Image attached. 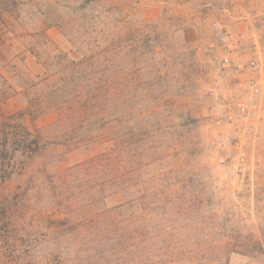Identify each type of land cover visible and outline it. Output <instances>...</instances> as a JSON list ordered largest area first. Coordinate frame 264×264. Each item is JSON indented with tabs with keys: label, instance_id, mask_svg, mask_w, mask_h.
Wrapping results in <instances>:
<instances>
[{
	"label": "rangeland",
	"instance_id": "rangeland-1",
	"mask_svg": "<svg viewBox=\"0 0 264 264\" xmlns=\"http://www.w3.org/2000/svg\"><path fill=\"white\" fill-rule=\"evenodd\" d=\"M14 2L0 6V133L24 120L45 141L32 156L0 147V264H224L172 228L260 238L264 0ZM103 56L121 84L111 103L97 98ZM116 174L159 238L104 230Z\"/></svg>",
	"mask_w": 264,
	"mask_h": 264
},
{
	"label": "trees",
	"instance_id": "trees-1",
	"mask_svg": "<svg viewBox=\"0 0 264 264\" xmlns=\"http://www.w3.org/2000/svg\"><path fill=\"white\" fill-rule=\"evenodd\" d=\"M6 1L11 5L16 3L14 0H0V6H3V3ZM5 9L6 10L4 11H7V8ZM51 25L52 24H50L49 27H51ZM1 41H3L2 36L0 37V42ZM111 57V61H117L119 54H115ZM106 62L108 65V59L106 56H103V63L105 64ZM107 65L105 68L98 69L96 73L94 72V74L100 76L98 82H96V91L99 93L97 98H102L101 103L104 101L106 103H111V101L120 94V81L118 80L117 75L114 76V71L112 70L113 66ZM97 66V64L94 65L96 69ZM115 70L118 69L116 68ZM63 107H65L64 101H61L59 103V108L63 109ZM57 112H59V110H57ZM31 113L33 114L35 112L32 110ZM59 113L62 112L60 111ZM44 141L41 131L30 128V126L25 124L24 120L16 121L13 126H11L10 131L0 133V147L3 148V152H6L8 148H12L13 154L18 153L21 154V156L36 155L41 149V144ZM120 179L119 174L112 175L108 184L109 198H118V201L116 202V205L103 211V214H105L103 218L105 224L104 230L114 233L116 240L119 241L125 237L126 234L128 235V239H134L136 237L140 238L141 241L144 239L159 238L160 234L154 233L149 222H145L147 216L154 211L151 208L147 210V207L143 206L142 202H140L141 200H138L137 202V199H126L125 195L129 186L124 180L120 181ZM145 200H147V198H145ZM97 202H100V200H97ZM184 205L185 200H182L181 205L178 208L179 218L185 216L187 213L183 208ZM127 210H131V214L127 215ZM185 220L186 218H183L182 222H185ZM209 225L212 224H207L200 229L192 230L194 233L191 231L186 232L187 226L185 225L174 227L172 228V231L179 232L180 239L178 241L185 243L187 239L188 243H194V247H192V255H202L206 260L217 258V260L225 261L224 264H228L232 255L251 258L264 255V230H262L259 239L248 245V243L239 242L238 239L240 236H235V233L232 230H227L225 226L215 227ZM2 231L3 230L0 229V237ZM13 234L16 236L17 231L12 230V236ZM149 234H152V237H149ZM166 235L167 240H174L172 237L174 235ZM171 254H173L172 256H176L175 252H171ZM164 256H167V254L165 253ZM165 260L166 259L162 260L159 264L168 263V261Z\"/></svg>",
	"mask_w": 264,
	"mask_h": 264
},
{
	"label": "built area",
	"instance_id": "built-area-1",
	"mask_svg": "<svg viewBox=\"0 0 264 264\" xmlns=\"http://www.w3.org/2000/svg\"><path fill=\"white\" fill-rule=\"evenodd\" d=\"M228 1L234 4V3H237L239 0H228ZM214 26L219 32L224 33V27L220 22H216ZM226 39L228 42H234L233 35L227 34Z\"/></svg>",
	"mask_w": 264,
	"mask_h": 264
}]
</instances>
